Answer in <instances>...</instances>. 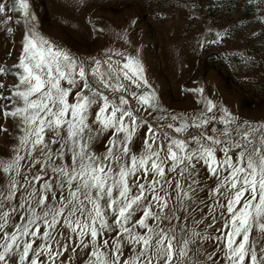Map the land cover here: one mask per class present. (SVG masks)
<instances>
[{"label": "snow or ice", "instance_id": "6c2138e0", "mask_svg": "<svg viewBox=\"0 0 264 264\" xmlns=\"http://www.w3.org/2000/svg\"><path fill=\"white\" fill-rule=\"evenodd\" d=\"M35 24L30 0H0V31L26 28L17 63L0 67L14 79H0V121L10 122L0 133H18L0 160V264H73L69 252L79 264H264V125L217 115L208 101L170 117L176 133L197 131L166 136L162 156L130 102L150 117L157 108L138 91L148 84L140 60L121 54L100 72Z\"/></svg>", "mask_w": 264, "mask_h": 264}, {"label": "rangeland", "instance_id": "374dc122", "mask_svg": "<svg viewBox=\"0 0 264 264\" xmlns=\"http://www.w3.org/2000/svg\"><path fill=\"white\" fill-rule=\"evenodd\" d=\"M260 4L261 0H30V10L39 36L78 61L99 60L100 72L109 62L117 69L121 54L140 60L148 84L138 91L154 93L157 108L149 109L150 117L138 101L130 102L138 118L151 123L163 156L166 136L187 140L197 131L189 126L176 133L166 125L180 121L170 117L198 115L208 101L217 115L226 110L237 121L264 125V8ZM12 27L14 31L7 35L0 31V67L16 64L20 54L26 28ZM0 79L14 83L12 76ZM0 123L10 126V122ZM144 131L138 129L134 151L142 150ZM17 138L15 132L0 133V160L11 158ZM104 139L101 136L92 145L98 155L105 151ZM66 255L79 264L75 253Z\"/></svg>", "mask_w": 264, "mask_h": 264}]
</instances>
